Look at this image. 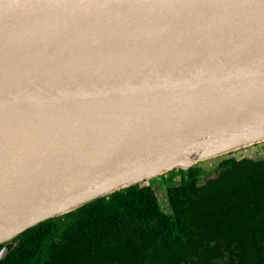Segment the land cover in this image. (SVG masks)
Masks as SVG:
<instances>
[{"label": "water", "instance_id": "obj_1", "mask_svg": "<svg viewBox=\"0 0 264 264\" xmlns=\"http://www.w3.org/2000/svg\"><path fill=\"white\" fill-rule=\"evenodd\" d=\"M264 142V0H0V261L19 234Z\"/></svg>", "mask_w": 264, "mask_h": 264}, {"label": "trees", "instance_id": "obj_2", "mask_svg": "<svg viewBox=\"0 0 264 264\" xmlns=\"http://www.w3.org/2000/svg\"><path fill=\"white\" fill-rule=\"evenodd\" d=\"M213 168L175 169L167 210L151 180L40 222L0 264H264V157Z\"/></svg>", "mask_w": 264, "mask_h": 264}, {"label": "rangeland", "instance_id": "obj_3", "mask_svg": "<svg viewBox=\"0 0 264 264\" xmlns=\"http://www.w3.org/2000/svg\"><path fill=\"white\" fill-rule=\"evenodd\" d=\"M228 155L234 156L236 158H240L243 156L252 157V158L264 157V142L258 143L255 145H251L247 148L238 149L234 152L229 153ZM222 157H224V156L216 157V158H212L210 160L199 162V165L206 170L212 169L220 161V159ZM176 172L177 171L175 170V171H171L170 173H168V174L174 175V178L171 181H169V179L166 177V175H164L163 177H165V179H161V177L159 176V177H156L154 179H151V180H153L152 183H151V180L146 181V182H142L144 184H150L151 183V185L154 187V189L156 191V195L158 197V200L160 202L161 207L165 210H167L166 188L168 186H171V185L178 182V176H176L177 175Z\"/></svg>", "mask_w": 264, "mask_h": 264}]
</instances>
